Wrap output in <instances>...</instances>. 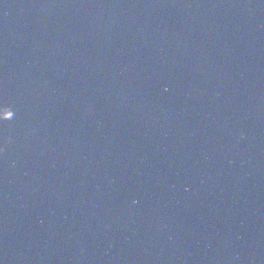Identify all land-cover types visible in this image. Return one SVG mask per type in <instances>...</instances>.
Listing matches in <instances>:
<instances>
[{
	"label": "water",
	"instance_id": "1",
	"mask_svg": "<svg viewBox=\"0 0 264 264\" xmlns=\"http://www.w3.org/2000/svg\"><path fill=\"white\" fill-rule=\"evenodd\" d=\"M0 264H264V0H0Z\"/></svg>",
	"mask_w": 264,
	"mask_h": 264
},
{
	"label": "clouds",
	"instance_id": "2",
	"mask_svg": "<svg viewBox=\"0 0 264 264\" xmlns=\"http://www.w3.org/2000/svg\"><path fill=\"white\" fill-rule=\"evenodd\" d=\"M8 113H12L11 109L3 104H0V114H8ZM7 116H0V119H7Z\"/></svg>",
	"mask_w": 264,
	"mask_h": 264
}]
</instances>
